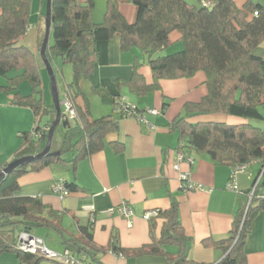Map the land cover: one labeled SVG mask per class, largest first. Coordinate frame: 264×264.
I'll return each mask as SVG.
<instances>
[{"label": "trees", "instance_id": "obj_1", "mask_svg": "<svg viewBox=\"0 0 264 264\" xmlns=\"http://www.w3.org/2000/svg\"><path fill=\"white\" fill-rule=\"evenodd\" d=\"M207 1L208 5L203 0L195 5L185 0H110L104 21L95 23L92 19L94 0H51L50 38H53V44L49 43L46 53L50 62L61 58L64 64L73 68V79L66 84V96L74 104L77 117L70 119L62 109V117L69 123L58 126L61 135L55 132L51 153L58 154L49 153L35 162L19 166L0 181V254L11 252L17 254L23 264H40L42 257L17 246L13 228L19 222L26 229L61 227L45 216L47 206L39 197L18 194L19 179L30 171L63 162L75 172L80 161L102 151L108 137L120 131L118 121L111 115L95 118L92 114L91 95H112L109 89L98 85L86 92L82 85L91 77L98 62L97 43L114 37L120 38L122 52L138 47L148 56L146 64L152 71V82L148 83L141 74L144 63L137 56L132 77L115 81L117 87L127 86L136 95L160 90L163 80L191 78L204 72L205 95L199 101L186 102L185 113L169 124L170 131L179 134L177 149L185 153L187 150L206 153L214 163L233 169L239 164L259 161L264 185V126L251 122L264 123V58L254 53L264 41V2L245 0L238 5L236 0ZM122 2L136 6L134 22H129L120 10ZM0 9V76H8L13 70L20 72L8 77L5 85H0V94H12L13 104L29 106L36 115L34 129L21 134L24 141L14 158L18 159L44 149L56 109L53 103L46 104L43 97L40 50L45 22L37 47L32 50L20 42L31 25L32 0H0ZM45 16L46 13L44 19ZM173 32L180 34L183 49L155 56L170 45ZM25 80L32 86L28 95L19 90ZM121 99L124 98L115 97L116 109ZM169 104L164 96L163 109ZM136 109L139 113L144 112L138 106ZM212 114L234 116L244 122L193 121ZM109 144L116 152L124 148L119 141ZM68 154L72 155L69 160L65 158ZM64 185L68 195L80 189L74 180H66ZM263 209L264 196H258L256 189L250 205L237 213L229 236L219 241L207 239L206 244L224 253L217 264H247L246 241L255 217ZM156 212L157 215L149 219L151 242L142 247H122L116 237L108 248L100 247L94 242L89 228L83 230L82 237L63 236V243L71 256L92 264H102L98 255L108 250L126 257L161 255L167 258L168 264H208L190 258L191 237L186 234L180 219L179 202L173 199L168 208ZM159 220H162L160 226ZM169 248H175L176 252ZM73 252L83 254L85 258L75 256Z\"/></svg>", "mask_w": 264, "mask_h": 264}, {"label": "crops", "instance_id": "obj_2", "mask_svg": "<svg viewBox=\"0 0 264 264\" xmlns=\"http://www.w3.org/2000/svg\"><path fill=\"white\" fill-rule=\"evenodd\" d=\"M110 0H94L92 19L102 23ZM190 4H199V0H185ZM242 5L245 0H236ZM46 0H32V10L28 33L37 47L41 23L44 25L43 7ZM120 10L129 22H134L137 8L131 3L122 2ZM1 12V9H0ZM43 27V26H42ZM182 43L180 34H171V44ZM25 45L24 43H21ZM27 46V45H25ZM28 47V46H27ZM98 62L91 77L83 82V88L91 90L93 86H106L112 95H92V114L95 118L111 115L120 126V131L107 139L102 151L86 157L77 164L75 172L66 167V163L53 164L39 171H30L19 179L20 196L39 197L47 206L45 216L50 217L61 227H33L29 230L46 240L49 248L64 253V237H82L83 230L93 232L94 242L108 248L116 237L125 248H138L151 242L150 221L145 214L151 210L166 209L173 199L179 202V213L186 234L191 237L189 243L190 258L208 264H217L223 257L221 249L206 244L207 239L223 240L229 236L237 213L249 206L254 196V183L261 170V163L253 161L243 172L238 173L236 182L238 191L228 188L232 181V166L214 163L208 154L187 150L181 163L183 171H190L192 182L197 186L190 191L181 189L180 172L175 169L179 146L178 132H171L169 124L185 113L186 102L199 101L206 93L205 74L200 71L191 78L168 79L161 82V89L144 95H136L127 86L117 87V79L129 80L134 72L135 56L144 64L140 68L148 83L153 75L146 64L147 56L138 48L122 52L120 38L97 43ZM144 53V54H142ZM264 58V41L254 50ZM2 85V84H0ZM59 91V90H58ZM7 95L6 98L3 96ZM28 95V94H27ZM122 96L127 101L144 110L147 121L133 116H123L115 108V97ZM170 104L163 109V98ZM38 97V96H37ZM46 104L49 105L43 93ZM60 97V94H59ZM12 94H0V168L14 160L23 144L24 132L36 126V115L29 106L12 103ZM66 99L65 95L60 101ZM62 109L64 106L62 104ZM157 109L158 114L147 112ZM104 114V115H101ZM225 116V115H224ZM228 123H241L243 119L234 116L224 118ZM61 135V128L56 130ZM119 141L124 144L122 151L116 152L109 144ZM67 160L71 154L65 156ZM74 180L80 186L78 192L61 197L54 191L57 184ZM202 186L201 188H198ZM258 196H264L262 179L257 188ZM123 203L131 205L134 211L133 226L129 219L122 216L117 208ZM114 209V213L110 210ZM162 220H159V226ZM21 230L26 229L19 222ZM15 226V227H16ZM160 228V227H159ZM159 233V229L157 230ZM17 238V237H16ZM176 252L175 248H169ZM247 264H264V209L258 213L252 223L251 233L245 245ZM73 255L85 258L83 254ZM102 264H168L161 255H142L126 257L111 250L98 255ZM0 264H23L17 254H0ZM40 264H60L56 260L43 258Z\"/></svg>", "mask_w": 264, "mask_h": 264}, {"label": "built area", "instance_id": "obj_3", "mask_svg": "<svg viewBox=\"0 0 264 264\" xmlns=\"http://www.w3.org/2000/svg\"><path fill=\"white\" fill-rule=\"evenodd\" d=\"M254 1H262L264 0H254ZM207 0H203V3L208 5ZM255 15H258V11H255ZM64 112L70 119H75L77 117V112L74 107L72 101L66 96V99L63 101ZM118 110L126 115V116H133L138 118L140 121H147L143 113L137 112L136 105L127 101L125 98L121 99L118 104ZM147 112L151 114H158L157 109H149ZM177 163L175 164V169L180 172L181 178V189L184 191H190L197 186L192 182L190 171H183L181 169V163L187 159L189 162H192V158H188L183 151H179L177 154ZM253 162V161H252ZM251 162V163H252ZM249 164H239L238 166L234 167L232 171V181L228 184V188L237 190L238 191V184L236 182V177L238 173L243 172ZM262 179V174L256 179L254 183L253 193L258 188L260 181ZM199 186L198 188H201ZM54 191L58 193L61 197L67 196L68 191L64 185V183L57 184L54 188ZM114 209L110 210V213H114ZM117 211L127 219H129V226H133V215L134 211L131 205L128 203H123L118 206ZM156 210H151L145 214L146 219H150L153 216H156ZM17 246L25 251L32 253L34 255L40 256L42 258L56 260L62 264H92L91 262L82 261L70 255L69 251L66 250L64 253H59L51 248L48 247L46 240L39 236L32 233L29 229H24L20 232L19 236L17 237Z\"/></svg>", "mask_w": 264, "mask_h": 264}, {"label": "rangeland", "instance_id": "obj_4", "mask_svg": "<svg viewBox=\"0 0 264 264\" xmlns=\"http://www.w3.org/2000/svg\"><path fill=\"white\" fill-rule=\"evenodd\" d=\"M46 6H47V2H45V6L43 7V15L46 13ZM42 26H43V23H41V29H42ZM20 42L24 43L28 47L34 49L33 48L34 46L30 45V44H32L30 36L27 39H23ZM49 43L53 44V38L52 37L50 38ZM182 49H183V43H181V42L176 43V44L173 43V44L161 49L159 52H157V54L155 56L168 55V54L180 51ZM142 54H144V53H142ZM144 55L147 56L146 54H144ZM147 59H148V56H147ZM51 64H52V67H53V70H54V73L56 76L57 86H58L60 97H63L65 95V84L71 82L73 79V68L70 64H64L61 58L52 59ZM18 73H20V72H18L17 70H13L8 74V76H0V84L5 85L8 81V77H12ZM42 78H43V90H44L43 93L46 96L48 103L54 104L51 75H50V72L47 69L44 62L42 63ZM19 90L22 92V94L27 95V94H30L32 92V86L29 83V81L25 80L19 85ZM87 91H91V90H89V88H87ZM3 97L6 98L7 95H4ZM91 98H92V95H91ZM101 115H104V114H101ZM224 118H228V116H224L222 114H212V115H204V116L198 117L196 119H193V121H195V122L199 121V120H202V121H207V120L225 121ZM251 122L253 124H255L256 126H259V127L264 126V123L262 121L251 120ZM13 229H14V231L12 232L13 234L12 233L11 234L18 237L20 234L21 227L16 226Z\"/></svg>", "mask_w": 264, "mask_h": 264}, {"label": "water", "instance_id": "obj_5", "mask_svg": "<svg viewBox=\"0 0 264 264\" xmlns=\"http://www.w3.org/2000/svg\"><path fill=\"white\" fill-rule=\"evenodd\" d=\"M51 9H52L51 0H47L46 16H45V35H44V39L42 42L40 54H41L43 62L45 63V65H46V67L49 70L50 75H51L52 92H53V98H54V106L56 109V117L52 121V124L49 128L48 138H47V142H46L44 149L38 154L14 159L13 161L9 162L0 171V181L5 176L10 174L17 167L22 166V165L27 164V163L35 162V161L43 158L47 154L51 153L54 135H55V132H56L58 126L60 124L66 125L67 123H69V120L63 119V117H62V114H63L62 102L60 101V97H59L57 80H56V76H55L52 64H51V62L47 56V53H46L48 45H49V41H50V36H51ZM51 154H58V152H55V153L52 152Z\"/></svg>", "mask_w": 264, "mask_h": 264}]
</instances>
